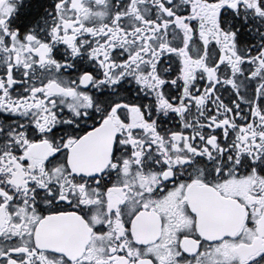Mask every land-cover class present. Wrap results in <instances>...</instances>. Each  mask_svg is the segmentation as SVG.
Instances as JSON below:
<instances>
[{"label":"snow or ice","instance_id":"1","mask_svg":"<svg viewBox=\"0 0 264 264\" xmlns=\"http://www.w3.org/2000/svg\"><path fill=\"white\" fill-rule=\"evenodd\" d=\"M0 264H264V0H0Z\"/></svg>","mask_w":264,"mask_h":264}]
</instances>
